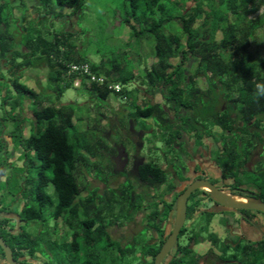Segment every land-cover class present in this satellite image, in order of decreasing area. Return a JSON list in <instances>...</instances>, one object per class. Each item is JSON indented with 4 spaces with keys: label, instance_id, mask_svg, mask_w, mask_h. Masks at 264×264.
<instances>
[{
    "label": "trees",
    "instance_id": "obj_1",
    "mask_svg": "<svg viewBox=\"0 0 264 264\" xmlns=\"http://www.w3.org/2000/svg\"><path fill=\"white\" fill-rule=\"evenodd\" d=\"M15 1L0 0V164L11 152L7 136H12L13 148L20 152L24 166L19 168L23 176L11 193L13 199L4 204L6 191L0 196V214L8 212L13 219L17 216L26 223L38 221L47 225L53 220L56 229L52 238L42 239L33 237L27 227L20 231L15 225L8 226L9 219H0L1 236L15 260L28 264L26 258L39 252H56L60 246L65 251L69 246L64 262L54 259L50 264H119V260L127 259L129 262L123 264H154L162 239L151 242L142 234L145 235L142 241H139L142 235H138L122 243L112 238L110 227L134 220L141 210L146 212L149 224L156 218L168 219L174 215L177 194L172 202H149L150 194L136 189V185L153 188L169 182L168 170L162 163L154 160L141 163L137 154L134 170L126 173L118 171L109 159L120 144L126 146L124 141L110 145L106 140L110 133L101 126L105 119L112 124L103 111L112 96L131 100L127 115L121 119L122 129L128 125L127 119L134 126L138 120L155 119L167 131L175 127L179 139L184 140L187 133L198 144L205 139L214 140L221 144L214 165L221 173L220 180L233 181L230 190L242 195L247 194L240 188L257 185L259 193L255 196L264 199V168L257 166L256 173L247 170L255 151L259 148L264 151V97L255 95V86L264 83V49L253 47L258 32L264 29V0H124V23L134 30V37L148 34L156 48L151 66L130 70L125 60L96 64L78 53V47L70 43L71 28L55 29L50 21L65 14L53 16L39 10L42 18L36 34L26 21L15 20L18 23L15 26L10 8ZM52 1L42 0V4L52 9ZM56 3L70 8L73 16L84 7L85 0H56ZM22 7L25 8L24 2ZM132 21L141 25L140 31ZM44 68L46 85L29 86L24 72ZM200 77L208 83L206 90L198 85ZM77 80L79 86H75ZM130 83L136 84L132 90L127 88ZM73 85L84 89L90 103L98 100L105 105L104 108L102 104V108L94 105L95 124L89 125L91 116L84 120L83 112L77 114L75 104L60 105L57 101L64 89ZM157 94L163 102L153 103L148 97ZM26 104L32 118L24 114ZM145 121L143 127L149 125ZM10 122L14 125L11 132L6 130ZM27 123L31 128L26 135ZM171 166L180 180H189L184 176L186 163L180 169L175 163ZM86 168L93 179L86 178ZM121 176L124 182L117 183ZM11 179L12 175L3 183L9 185ZM3 183L0 182V189L5 190ZM173 188L174 184L169 182L165 191L171 192ZM203 193L208 195L205 190L191 194L187 218L198 219L196 213L202 210ZM17 201L20 211L9 210L8 206ZM159 202L164 204L163 211L159 210ZM121 212L125 214L123 219ZM213 214L209 212L207 223ZM60 224L66 227L70 243L60 244L59 238L64 236ZM208 225H201L199 233L206 231ZM209 238L214 245L218 244L215 235L210 234ZM243 250L246 254L253 252L248 264H264V240L255 248L246 246ZM5 259L0 245L2 264H8ZM198 259L188 246L179 245L162 264H196Z\"/></svg>",
    "mask_w": 264,
    "mask_h": 264
},
{
    "label": "rangeland",
    "instance_id": "obj_2",
    "mask_svg": "<svg viewBox=\"0 0 264 264\" xmlns=\"http://www.w3.org/2000/svg\"><path fill=\"white\" fill-rule=\"evenodd\" d=\"M22 2L25 3V8L22 7ZM123 2L124 0H85L84 7L76 15L73 16H71L70 14V8L60 7L56 3V0L52 1V9H49L48 7L44 6V4H42V0H16L15 2H12L10 8H13V24L15 26L18 25L17 21L15 20H18L22 23L26 21L28 22L31 29L34 31V34L37 33L35 32V29L39 28L38 23L39 20H41L42 18L41 13L45 14L48 11L50 13L49 15L53 16L56 13L65 14L64 17H58V20L52 19L50 21H52V23L54 24L55 29L63 31L64 29L68 30L71 28L72 38L70 39V43L74 46H77L78 53H80L82 56H86L93 63L97 64L102 61H106L109 64L111 62H119L120 60H125L128 61L127 69L129 70L133 67L144 68L146 65L149 67L155 61L156 48L154 47V40L148 34H144L140 37L133 36L134 30L131 29L130 26L125 24L123 21ZM39 10H41V13L38 12ZM132 23L136 25L137 31L141 30V25H139L135 21H132ZM217 38H221L220 33H218ZM253 47L259 49L260 51H263L264 29L258 32L256 44L254 43ZM24 73L26 77L25 80L28 82L29 86L37 88V85H46V68L36 71L27 70ZM142 76L143 75H141L140 78H142ZM197 82L202 90H206L208 88V83L203 77L198 78ZM135 86V83H130L127 85V88L132 90ZM148 97L151 98L153 102H163V98L160 94H157L153 97ZM57 101L60 105H70L71 103L75 104L73 106L75 107L77 114L83 112L82 115L84 120H88V116H91L92 119L89 125L96 123L94 122V118L96 115L95 113L97 105H100V108H102V105L103 108L105 107V105L103 103H100L98 100H95V103L93 104L90 103L88 94L84 91V89L77 88L74 85L66 87L63 93H61L60 96L57 98ZM130 101L131 100L127 98L122 99L115 98L114 96H112L107 101L106 107L103 109V111L106 112V114L111 119L110 122L114 124L112 125L107 123V119L103 120L101 123V126H105V129L110 133L109 136L106 137V140L110 145L115 143H122L124 141V144L127 145L126 148L128 153H130L131 155L138 154L148 161L154 160L160 164L162 163L168 171H172V163H175L180 169L188 160L197 162V158L199 161L204 162V165H206L205 168H207V170L209 169L214 176H218L220 174V172L214 165L216 161L215 154L217 153L218 147L221 144L218 145L216 144V141L210 139H205L202 144H198L196 142V139L194 137L191 138V134H188V137L187 133L184 134V140L179 139L176 134L175 127H172L171 130L167 131L166 128L158 124V121L155 119H142V121L146 120V123L149 122V125H146V127H143L144 121L142 122L141 120H138L136 126L138 129L137 131L144 132L142 138L140 137L143 145L142 147H139V145L131 143V138L129 137V135H127L131 134L128 131L129 125H125L126 127L124 129L127 133H124L122 131L123 126L121 123V119H124L128 113L126 108H128V106L130 107ZM222 104L223 102L220 101V105ZM77 105L81 107L77 108ZM24 114L29 118L33 117L30 106L27 104L24 110ZM127 121L129 124L128 119ZM171 125L174 126V124ZM239 126H242V123H240ZM13 128L14 125L12 122H10L8 123L6 130L11 132L13 131ZM30 128V124L27 123L25 128L26 135L30 132ZM170 131H173V135H170ZM7 137L10 143L9 149L11 148V152L6 161L0 164V182H5V179L11 175L12 179L9 185H6L4 183L1 184L3 187H5V190L0 189V196L6 191L4 204H8L13 199L11 193L15 192L13 191V189L17 187V183L19 182L17 180H20L23 176L20 173L19 168L24 166V160L22 161V159L20 158V152L13 148L14 140L12 136ZM171 138L173 140L169 141V139ZM164 161L169 162L171 165H168L167 167V163H163ZM257 166H262L264 168V151L261 148L257 149L254 155L249 159L247 163V170L253 172L255 171V168ZM196 169L200 171V166H198ZM188 175H194L193 168L191 169ZM14 176L16 178L15 180L13 178ZM85 176L86 178H92L93 174L91 175V172H89V170L87 171L86 168ZM213 182L217 183V181ZM94 184L98 185L96 181H94ZM97 185L95 187H97ZM163 187L164 185L161 186L162 189ZM191 203L192 200L189 201V206ZM200 206L202 210L198 209L196 213L198 215L196 223L198 227L199 224H201L202 226L204 224H209L207 223V218L209 216L208 209L214 208L215 203H208L202 201ZM8 208L9 210L11 209L13 212L20 211V201L12 203L10 206H8ZM219 213L221 212L213 214L214 216L212 217V219H219L222 224H230L229 226L231 228L240 227V222L238 219L239 216L236 213L226 212L222 214L223 216H218ZM6 214V216L4 214H0V219H9V227L15 225V229L20 231L25 230V228L27 227L28 232H30L33 237L42 236V239H44L46 236L47 239H50L56 233L55 222L53 220H50L47 225H44L41 222L39 223L38 221H30L26 223L25 221H19L17 216H14L15 219H13L11 217L13 214H9L8 212ZM121 215V219L125 218L123 216L125 215L123 212H121ZM144 215L147 216V214ZM143 218V214H139L136 223L140 224V221L141 219L143 220ZM260 218L264 222V217ZM190 220L192 219L190 218V216H188L187 221L185 223V228L190 227ZM59 227V229L62 230L61 233L64 235V238H59L60 244L62 245V242L64 241L70 243L71 237L66 234V227L61 224L59 225ZM59 229L57 232L58 234L60 233ZM140 237L141 238L139 241H142L145 235H142ZM229 237L231 238V236ZM44 241L46 242V239ZM180 243H183L182 239L180 240ZM43 246L46 247L47 245ZM60 248L61 246L55 249L56 252L52 251V253L51 251H44L43 254L39 252L37 253V255L35 254V256H33L32 258H26L28 260L27 263L50 264L51 261L54 259H56L57 262L60 261L62 263L64 262L63 256L69 253L70 248L68 246L67 250L65 251H61ZM141 248L142 246L140 248L138 247L139 250ZM118 262L119 264H123L125 262L127 263L129 262V259L125 260V262L121 260H119ZM0 263L2 264L3 261L0 260Z\"/></svg>",
    "mask_w": 264,
    "mask_h": 264
},
{
    "label": "flooded vegetation",
    "instance_id": "obj_3",
    "mask_svg": "<svg viewBox=\"0 0 264 264\" xmlns=\"http://www.w3.org/2000/svg\"><path fill=\"white\" fill-rule=\"evenodd\" d=\"M153 102V101H152ZM154 103V102H153ZM129 129L128 131L131 134L129 137L132 141L131 143H135L136 145H139V147H142L143 143L141 142V138L144 135L143 131H137L138 129H135L133 126V121L129 120ZM136 126V124H135ZM124 133H127L124 128L122 129ZM141 137V138H140ZM139 138V139H137ZM127 145L124 146L120 144L118 146L117 151L115 154L110 155V158L112 162L115 164V167L120 172H130L131 170H134L136 165V159L137 155H131L127 152ZM189 149V148H188ZM196 157V156H195ZM141 159V163L147 161L144 157H139ZM197 162H193L188 160L186 162L187 170H184V176L189 178V180L182 181L178 177L174 167L172 166V171H168V181L174 184V188L171 192H166V187L169 184V182H165L157 187H149V186H142L136 185V189L138 191H144L150 194L151 198L149 199V202H158L159 200H165L168 202H172L173 199H176L177 197L186 189V187L192 183L196 179H207L210 182H212L219 190L224 192L225 194H229L231 196H238V197H255L259 198L264 202V199L255 196L256 193H259L258 186L254 185L253 187L249 189H244L243 187L240 188L241 191L245 192L247 195H242L238 193H233L230 190L229 184L233 183V181L230 180H220L221 173L218 176H214L212 172L207 168H205L206 165H204V162L199 161L196 158ZM192 164V166H191ZM164 166V164H163ZM200 166V171H198L196 168ZM193 168L194 175L190 176L188 175L191 169ZM203 169V170H202ZM251 173H256V171H253ZM220 177V178H219ZM218 179L217 183H214L213 179ZM124 177L121 176L120 180H118L117 183L124 182ZM101 183L99 182L100 186ZM164 185L163 189L161 186ZM161 189V190H160ZM197 190H205L206 189H197ZM208 195L202 194V201L204 202H212L215 203L214 208L208 209L209 212H212L214 214L219 213L218 216H223L222 214L226 212H233L236 213L239 216V222L240 227L231 228L228 224H222L219 219H212L209 225L207 226L206 233L205 231L199 233L201 225L199 224V227L196 225L197 220H190L191 224L190 227L185 228V224L183 228L181 229L178 240L174 247L169 252V255H173L175 253L177 246H188L190 249H192L197 255H198V262L196 264H248L250 256L253 254H246L244 252L243 248L246 246H252L257 247L261 241L264 240V222L261 220L260 217H264V213L257 211V210H251V209H235V208H229L227 206L221 205L214 201L213 198H211L209 192L207 191ZM174 196V197H173ZM161 197V198H159ZM175 199V203H176ZM239 199V198H238ZM159 210H164V204L162 202H159ZM247 211H251V213H248ZM143 214L144 218L141 219L140 224L136 223L137 218L139 214ZM146 212L139 211L134 220H131L127 222L126 224L122 226H113L110 227V233L112 238L115 241H119L122 243H128L130 239H133L134 237L138 235L145 234L147 239H149L151 242H159L161 239L164 242L167 240V238L172 234L174 226H175V217H176V207L174 211V215H170L168 219H158L156 218L154 221H151L152 224H149L147 220L145 219ZM260 216V217H259ZM187 221V219H186ZM185 221V223H186ZM159 226V228H157ZM204 226V225H203ZM144 231V232H143ZM182 231H184V234L182 235ZM198 234V237L196 236ZM210 234H213L218 239V244L214 245L212 240L209 238ZM231 236V238L229 237ZM183 240V243H180V240ZM161 245V247L163 246ZM229 247L227 251H224L223 248ZM241 246L240 250L237 248ZM248 261V262H247Z\"/></svg>",
    "mask_w": 264,
    "mask_h": 264
},
{
    "label": "water",
    "instance_id": "obj_4",
    "mask_svg": "<svg viewBox=\"0 0 264 264\" xmlns=\"http://www.w3.org/2000/svg\"><path fill=\"white\" fill-rule=\"evenodd\" d=\"M197 189H206L215 202L235 209H251L264 213V202L255 197H236L225 194L207 179H196L176 199L175 226L172 234L167 238L158 254L155 256L154 264H162L171 249L178 240V235L187 219V207L191 194ZM239 198V199H238ZM0 245L5 253L8 264H21L14 259L13 251L4 241L0 233Z\"/></svg>",
    "mask_w": 264,
    "mask_h": 264
},
{
    "label": "clouds",
    "instance_id": "obj_5",
    "mask_svg": "<svg viewBox=\"0 0 264 264\" xmlns=\"http://www.w3.org/2000/svg\"><path fill=\"white\" fill-rule=\"evenodd\" d=\"M80 85V81L77 80L75 82V86H79ZM255 95L258 97V98H261V97H264V83H260V84H257L255 86Z\"/></svg>",
    "mask_w": 264,
    "mask_h": 264
},
{
    "label": "built area",
    "instance_id": "obj_6",
    "mask_svg": "<svg viewBox=\"0 0 264 264\" xmlns=\"http://www.w3.org/2000/svg\"><path fill=\"white\" fill-rule=\"evenodd\" d=\"M74 69H77L76 67H74ZM88 71V69L87 68H85V72H87ZM92 80H95V77L94 76H92ZM102 81V80H101ZM117 89H118V86L116 87Z\"/></svg>",
    "mask_w": 264,
    "mask_h": 264
}]
</instances>
